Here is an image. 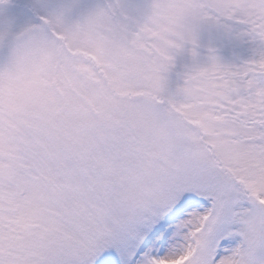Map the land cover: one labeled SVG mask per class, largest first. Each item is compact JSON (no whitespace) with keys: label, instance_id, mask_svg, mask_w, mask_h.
Masks as SVG:
<instances>
[{"label":"snow or ice","instance_id":"6c2138e0","mask_svg":"<svg viewBox=\"0 0 264 264\" xmlns=\"http://www.w3.org/2000/svg\"><path fill=\"white\" fill-rule=\"evenodd\" d=\"M12 4L0 264H264V0Z\"/></svg>","mask_w":264,"mask_h":264},{"label":"rangeland","instance_id":"374dc122","mask_svg":"<svg viewBox=\"0 0 264 264\" xmlns=\"http://www.w3.org/2000/svg\"><path fill=\"white\" fill-rule=\"evenodd\" d=\"M15 10H16V8H14V9H7V10L4 12L3 16H4V17H7V16L13 14V13L15 12ZM184 63H186L185 60H183V59L178 60V67H181Z\"/></svg>","mask_w":264,"mask_h":264}]
</instances>
